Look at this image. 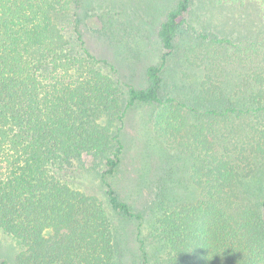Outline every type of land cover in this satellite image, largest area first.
<instances>
[{
	"label": "trees",
	"instance_id": "trees-1",
	"mask_svg": "<svg viewBox=\"0 0 264 264\" xmlns=\"http://www.w3.org/2000/svg\"><path fill=\"white\" fill-rule=\"evenodd\" d=\"M59 1L0 0V230L18 247L12 264H119L132 247L124 222L139 226L142 211L108 178L125 156L113 127L135 103L162 105L153 132L188 163L186 174L180 157L150 164L155 224L166 246L158 264H264V62H231L219 87L207 74L201 112L163 99L166 54L191 3L177 0L158 27L160 64L145 67V85L125 83L122 106L116 68L104 58L110 73L97 67L83 45L79 55L67 49ZM85 153L104 161L93 183L99 193L72 183ZM135 264L148 263L142 256Z\"/></svg>",
	"mask_w": 264,
	"mask_h": 264
},
{
	"label": "rangeland",
	"instance_id": "rangeland-1",
	"mask_svg": "<svg viewBox=\"0 0 264 264\" xmlns=\"http://www.w3.org/2000/svg\"><path fill=\"white\" fill-rule=\"evenodd\" d=\"M176 1L60 0L56 20L65 34L69 52L79 55L83 45L95 56L97 67L107 73H110L108 64L116 68L113 81L120 90V105L124 106L125 83L137 87L145 85V67L161 62L163 50L157 31L165 12ZM75 27L80 31L83 43L77 38ZM256 35L261 41L264 38V0H191L174 47L166 54L167 61L162 70L163 99L173 97L176 102H185L198 112L204 110L208 102L200 89L203 80L208 79L207 74L212 80L218 78L216 85L219 87L218 81L225 84L232 74L234 65L231 62H264V53H261L264 46L251 44L257 40ZM262 42L264 44V40ZM252 48L258 55H251ZM100 58L107 60V66ZM221 64L225 65L224 75H220ZM161 110L160 103H135L126 110L119 129L114 125L112 130H120L118 137L124 144L125 156L117 172L108 179L115 183L121 197L143 214L139 226L130 220L124 222L126 233L123 238L127 235L125 239L132 247L118 259L119 264H135L142 256L148 264H158L164 256L161 254L166 252L155 224L158 208L156 203L152 207L149 190L155 170L153 165L150 169V164L157 157H180L177 159L182 161L181 170L186 174L188 163L183 156L175 154L177 150L173 145L164 143L154 134L153 121ZM197 116L193 115V118ZM81 161L83 167L73 174V185L90 193H99L95 186L96 175L104 168V161L101 156L91 153L83 154ZM188 185L185 191L194 197L197 191ZM17 249L14 240L0 230V260L5 258L12 264Z\"/></svg>",
	"mask_w": 264,
	"mask_h": 264
}]
</instances>
